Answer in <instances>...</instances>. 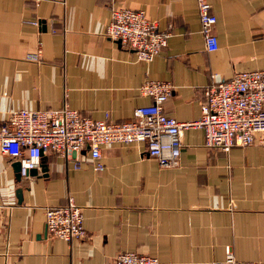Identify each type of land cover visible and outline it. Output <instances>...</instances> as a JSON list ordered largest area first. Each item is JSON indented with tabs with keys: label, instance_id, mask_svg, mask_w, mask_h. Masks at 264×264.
<instances>
[{
	"label": "crops",
	"instance_id": "crops-1",
	"mask_svg": "<svg viewBox=\"0 0 264 264\" xmlns=\"http://www.w3.org/2000/svg\"><path fill=\"white\" fill-rule=\"evenodd\" d=\"M207 1L218 42L211 53L196 0H0V127L12 112L65 104L94 121L131 122L153 103L138 91L148 81L172 86L168 117L197 122L205 87L264 71V0ZM118 8L145 12L169 34L150 63L105 36ZM42 159L46 177L38 168L18 186L15 161L0 154V264H112L120 253L211 264L228 249L239 262L264 264V146L210 149L193 128L177 167H160L144 143L103 146L100 172L87 154L78 169L53 154ZM68 198L82 210L86 237L50 240L45 211Z\"/></svg>",
	"mask_w": 264,
	"mask_h": 264
},
{
	"label": "built area",
	"instance_id": "built-area-1",
	"mask_svg": "<svg viewBox=\"0 0 264 264\" xmlns=\"http://www.w3.org/2000/svg\"><path fill=\"white\" fill-rule=\"evenodd\" d=\"M35 6L62 3L64 0H29ZM205 51L218 49L214 34L216 18L207 0H196ZM34 25L37 26L35 23ZM157 21L145 12L128 8L112 9L105 36L130 50L136 62L150 63L166 48L169 34L159 31ZM29 61L39 60V54ZM141 96L149 97L150 106L136 108L133 121L123 123L94 121L70 109L66 104L58 110H19L9 114L0 127V154L22 164L25 170L38 165L43 155L53 154L74 161L76 168L83 154L91 159L96 172L103 170L101 148L107 145L146 144V153L160 167H177L185 131H204L205 146L229 152L252 144L264 146V71L240 72L228 81L205 87L201 115L197 122H178L163 111V104L172 95L169 83L148 81L139 88ZM47 238L70 242L86 237L82 210L72 198L66 205L45 211ZM112 264H163L157 258L135 253H120ZM211 264H245L236 260L230 249L223 262Z\"/></svg>",
	"mask_w": 264,
	"mask_h": 264
},
{
	"label": "water",
	"instance_id": "water-1",
	"mask_svg": "<svg viewBox=\"0 0 264 264\" xmlns=\"http://www.w3.org/2000/svg\"><path fill=\"white\" fill-rule=\"evenodd\" d=\"M45 161L41 158L39 159L38 165L34 166L32 169L25 170L24 175L22 174V164L19 161L14 162L13 164V169L14 172L16 173L15 176V182L19 186L21 184L22 178L27 179L28 178H34L38 175V168H41V173L42 175H45L46 173V168L44 167ZM46 177V175L44 176ZM17 194L19 195V198L21 199L22 193H21V188L18 187Z\"/></svg>",
	"mask_w": 264,
	"mask_h": 264
}]
</instances>
